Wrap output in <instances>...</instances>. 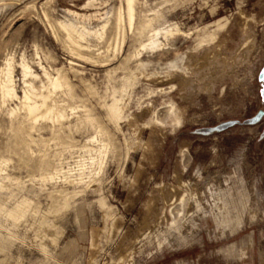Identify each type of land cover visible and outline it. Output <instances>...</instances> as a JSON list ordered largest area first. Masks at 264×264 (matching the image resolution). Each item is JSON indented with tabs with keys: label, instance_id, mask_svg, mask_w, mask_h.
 Masks as SVG:
<instances>
[{
	"label": "rangeland",
	"instance_id": "1",
	"mask_svg": "<svg viewBox=\"0 0 264 264\" xmlns=\"http://www.w3.org/2000/svg\"><path fill=\"white\" fill-rule=\"evenodd\" d=\"M88 1L0 0L18 95L22 57L38 91L40 65L66 82L34 126L0 102V264H264V0H135L131 28L125 0ZM68 9L108 18L84 58Z\"/></svg>",
	"mask_w": 264,
	"mask_h": 264
},
{
	"label": "bare ground",
	"instance_id": "2",
	"mask_svg": "<svg viewBox=\"0 0 264 264\" xmlns=\"http://www.w3.org/2000/svg\"><path fill=\"white\" fill-rule=\"evenodd\" d=\"M125 1H126L127 20H128V24H129V26L131 28V26L133 24V19H134L135 0H125ZM88 5H93V1L92 0L88 1ZM67 12L69 14H71L74 18L65 19V20H58V22H56V23L64 31V33L66 35V39H67V41L69 43V47L71 48V50L74 51L75 54H77L79 57L84 58L85 56H84L83 53H81V50L82 49H88L89 50V47H87L88 45L87 46L84 45L85 41H87L88 37H91V36H94V37H96L98 39L103 38L104 33H105V28L107 26L108 18L106 16V18H105L106 22L103 23L101 27L93 28L92 26L88 25L87 22L92 17H95L96 16L95 14L94 15L93 14H83V13L74 12V11L69 10V9L67 10ZM124 23H125L124 22V16H123V14L120 11L119 14H118L117 21H116V27H117L118 32H119L117 34L118 35L117 36L118 37L117 40L121 44H123V41H124V34H122V36H120V32L124 28V26H123ZM170 29L169 30L167 29V31L165 30V32H163L165 36H167L168 34L172 35L175 32V31L174 32L172 31V29H174V28H172L171 30ZM174 30H176V29H174ZM152 31H154V30H152ZM163 33H160L159 31L152 32V34L148 37V43L147 44H142L141 45V49L149 48V49L153 50V49L160 48L162 43L158 40V36L160 34H163ZM87 42L89 43V41H87ZM139 53H140V50H137V52L135 53V56H138ZM18 65H19V67L22 70V75H23L22 77L24 78V79L22 78L24 80V85H25L24 89H23V94H22V96H19L18 93H17L16 86H15V80H14V74H13V72H14V61H13L12 57H9L5 61V63L1 67V69H0V97H1V101L0 102H2L3 105H5L8 101H12V100H16V99L19 100L20 101V103H19L20 107H18L17 105L15 107H10L8 109L9 114L10 115H14V114L17 113V111H19L20 109H23V111L26 112V117L29 120H31V122H32V124L34 126V125L37 124V122L40 119H45V118L48 119L52 115L53 112H57V111L54 110L53 107L48 106V101H49V99L51 97V94H50V91H49L48 88H52V90L55 91L57 89L64 88L66 86V82H65V79H64L63 75L60 73V71L57 72V76L52 77L47 72V70L43 66L40 65V67H41V69L43 71V75L46 77V80H47V86L48 87L46 88V90H48V91L45 94L42 91H38L37 89H35L34 86L32 85V83L27 82V78L28 77L37 78V75L34 74V71H32L31 67L25 61L24 57L21 58V61H20V63H18ZM43 87H45V85ZM109 108H110L111 114L114 117H118L121 114V111L123 110L122 107H120V105L116 101L113 102L109 106ZM42 109H44L43 112H42ZM170 109H171L170 113L174 116L173 124L175 126H179L180 125L179 117L176 116V114L173 113V107L172 106H171ZM61 114L59 116L63 117V115H61ZM54 117H55V115H54ZM56 118H57V116H56ZM93 139L91 141H93ZM101 148H104V146L101 147ZM93 150H94V148H93ZM95 151H97L95 156L91 157V155H90L91 164L92 165L98 164L99 168H101L102 164L104 163L105 153L107 151H105V153H104V150L100 149V148L98 150H95ZM82 166H84V165H82ZM0 170H2V169H0ZM78 179H80V180L84 179L82 173L79 174ZM0 186H1V181H0Z\"/></svg>",
	"mask_w": 264,
	"mask_h": 264
},
{
	"label": "water",
	"instance_id": "3",
	"mask_svg": "<svg viewBox=\"0 0 264 264\" xmlns=\"http://www.w3.org/2000/svg\"><path fill=\"white\" fill-rule=\"evenodd\" d=\"M263 77H264V65H262V67L259 69L257 73V79L260 81L263 79Z\"/></svg>",
	"mask_w": 264,
	"mask_h": 264
}]
</instances>
